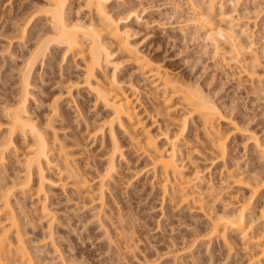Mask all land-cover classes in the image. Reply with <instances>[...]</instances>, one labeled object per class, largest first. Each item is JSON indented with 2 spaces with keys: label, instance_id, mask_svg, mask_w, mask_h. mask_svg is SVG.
I'll list each match as a JSON object with an SVG mask.
<instances>
[{
  "label": "rangeland",
  "instance_id": "1",
  "mask_svg": "<svg viewBox=\"0 0 264 264\" xmlns=\"http://www.w3.org/2000/svg\"><path fill=\"white\" fill-rule=\"evenodd\" d=\"M71 1L67 17L88 21L91 14L82 0ZM46 2L0 0V144L9 138L7 112L20 98L29 56L50 25L45 18L37 20L25 39L20 37L21 28ZM199 2L208 12L209 1ZM216 2L214 23L235 27L248 47L242 67L228 59L232 46L227 41L220 39L215 51L205 31L187 21L193 14L188 0L107 3L114 16L122 17L120 25L130 31L133 45L185 85L199 89L222 113L220 127L227 136L224 158L218 156L201 118L185 102L178 97L167 101L154 82L127 60L126 53L115 44L110 46V62L97 70L95 80L116 79L133 95L139 118L164 153L172 152L169 137L187 118L188 126L177 141L183 180L172 178L170 192L164 191L162 175L152 170L149 157L132 145L124 127L116 125L124 155L117 157V173L104 187V200L99 199L113 144L109 129L96 138L92 133L111 111L85 84L82 59L69 55L63 59L64 50L38 58L27 105L28 115L52 147L53 165H45L44 170L45 189L38 191L42 179L36 170L30 188L20 186L28 172L31 136L17 134L16 146L7 150L0 167V230L12 235L14 247L20 233L21 244L35 264H256L250 263V257L257 252L256 236L264 234V0ZM252 70L260 77H251ZM66 152L72 168L88 179L87 194L73 186L76 178L65 168ZM183 182L195 200L172 202L175 193L181 194ZM8 189L14 192L9 194ZM173 189L179 191L173 194ZM5 197L12 204L16 226L4 207ZM246 201L248 238L229 228L226 239L210 242L212 220L233 214ZM260 260L264 264V254ZM5 263L22 264L23 260L13 251Z\"/></svg>",
  "mask_w": 264,
  "mask_h": 264
},
{
  "label": "bare ground",
  "instance_id": "2",
  "mask_svg": "<svg viewBox=\"0 0 264 264\" xmlns=\"http://www.w3.org/2000/svg\"><path fill=\"white\" fill-rule=\"evenodd\" d=\"M46 1V5L44 4L45 7L40 8L42 13L40 11L34 13V11V14L31 15L28 20L26 19L27 21L24 22V25L21 28L20 37L25 39L30 25H36L37 20L45 18L49 21L50 25L49 27L43 29V34L39 35L38 43L33 52H31L32 55L29 56L30 58L28 62L26 60L28 64L26 63L27 67L24 70L25 73L23 74L22 78L23 83L20 92V98H18L16 106L14 105V108L7 112L9 119V138L0 144L1 167L4 164V161H6L5 159L7 150L16 146L14 144L17 134L20 133L25 138L27 136L32 137V141L29 142L30 150L26 159V170H28V172L26 178L20 186H23L24 188L27 187L26 189H28V187L30 188L32 172L36 170L39 173V178L42 179V181L39 182L41 184L39 185L40 189H38V191H43V189H45L43 187V180H45L43 177L45 165H48L49 167L53 165V159H51L50 156L52 147L49 146V138L46 136L45 132H43V129L39 128L36 122L34 123L32 118L28 115L27 105L30 93V76L36 63L38 62L37 60L40 56H47L52 52V50H64V53L62 52L64 54L63 59L69 55L83 60L85 64L84 70L86 73L84 80L85 84L88 86L91 92L93 91V93L96 95L97 101L103 103L105 107L111 111L109 118H107L105 122H103V124H101L99 127L96 126L97 128H95V130L93 129L94 131L92 133L95 137L98 134L101 135L105 128L109 129L113 144L107 169L102 175L100 181V195H98V197L101 201L104 200V187L109 183V180H111V177L114 176V173H117L116 159L118 156L124 155L121 149L122 145L119 143L118 136L116 134V125L119 127L121 126V128L124 127L123 129H125V131L128 133L132 145L137 149H141L144 154L149 157L152 170L155 173H160L162 175L161 186L164 188L165 192L171 191L169 187L171 186L170 183L172 178L180 179L181 181L183 180L182 166L178 162L177 157V141L179 140V137L184 134V131L188 126L187 118H184L183 124L181 123L179 131L174 133L173 137H169L172 142L173 149L170 154H166L158 145L156 137L150 132L148 126L145 125L144 122L139 118L133 95L127 93L116 79H112L109 82L95 80L97 70H100L105 65V62H110L112 52H110L109 48L112 45L114 46V44L119 50L126 53L127 60L135 64L137 69L146 79H151V81L154 82L156 87L166 95L165 98L167 101H170L174 97H178L183 102H185L190 108L191 113L197 114L201 118L204 129L214 144L218 156L222 158L226 156L227 136L220 127L222 113L217 104L213 100L203 95L199 89L193 90L181 82L178 78L172 76L162 64L154 61L146 54L141 52L135 45H133L132 41L129 39L130 31L120 25V21L122 19L119 18L122 17L117 18L108 9L107 3L110 0H82L91 14V18L86 22H82V20H71L70 17V19L67 17V10L70 2H72L71 0ZM188 1L191 7L193 4V14L187 19V21L189 23L191 22V24L194 23L198 28L205 31L207 38L214 43L216 47L215 51L218 49V42L220 39L223 38L225 42L227 41L232 46L228 59L232 60L239 66L241 65L240 67H242L246 61L244 54L247 53L248 47L244 45L241 40H239V36L236 35V32L234 31L235 27L229 25L230 27L228 28H222L220 25L218 26L214 23L216 18L214 16V9L219 2H216V0H208L209 7L208 12H206L201 8L199 0H195L193 2L192 0ZM223 4V2L219 4L221 10L223 8ZM134 11L135 10L131 12L133 13ZM134 14H137L136 11ZM223 14L224 13H222V15ZM225 17H227L226 14ZM214 24L216 26H214ZM223 39L221 41H224ZM252 71L253 72H249L251 77H260L255 70ZM16 149L17 148H15V150ZM68 154L69 152H66V155L64 156L66 161L65 168L67 169L69 175L76 178L72 180L73 186H75L79 193H83L89 186V181L87 178H84L83 175H81L83 178L79 176L80 172L72 168V164L69 162ZM24 188H22V190ZM77 190L76 192H78ZM179 190L181 191V194L177 195L175 193V197H173L176 198V196H181V200L180 198H177L175 201L173 198L172 202L174 201L177 203L178 201L189 204L190 201L195 200L193 191L191 188H189L187 183H181ZM8 191L10 194V192L12 193L13 190L8 189ZM175 191L173 189L172 193ZM253 191L255 193L257 192L256 189ZM93 196L92 198H97ZM6 199L7 200L4 202V207L12 220V225L16 226V218L14 217L13 210L11 209L12 204L10 203L8 197ZM101 203L103 204L104 201ZM45 207L44 209L47 210ZM248 209L249 202L246 201L240 206V209L233 214L225 215L226 217H221L219 215V218L213 219L211 228L209 229L207 235L210 242L212 239H216L218 237H223L226 239L229 228L233 229V231L236 230L237 232H240L242 236L247 239L249 234L248 230L251 226L249 224L250 222H247ZM17 241L18 245L14 247L15 242L12 239V235H10L7 230H0V264H6L5 261L8 259V253H13V251H15L17 257L19 256L20 259L22 258V264H35L28 250L23 244H21L22 240L20 238V233H17ZM255 243L258 248L257 252L252 254V257H250V263L253 262L260 264V258L264 254V234L256 236Z\"/></svg>",
  "mask_w": 264,
  "mask_h": 264
}]
</instances>
